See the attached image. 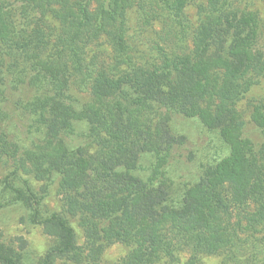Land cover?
<instances>
[{
  "label": "trees",
  "instance_id": "trees-1",
  "mask_svg": "<svg viewBox=\"0 0 264 264\" xmlns=\"http://www.w3.org/2000/svg\"><path fill=\"white\" fill-rule=\"evenodd\" d=\"M194 1L0 0V171L12 169L0 208L19 205L51 239L41 258L0 233V264H100L115 244L129 248L120 264L179 263L183 253L186 264H264V141L246 135L235 107L264 78V0L198 4L193 48L178 54ZM159 19L175 50L157 35L137 41ZM102 39L109 61L91 69L88 48ZM73 82L92 101L78 105ZM251 108L264 135V100ZM176 118L198 119L223 157L173 206L168 167L187 144ZM55 184L60 212L44 207Z\"/></svg>",
  "mask_w": 264,
  "mask_h": 264
},
{
  "label": "rangeland",
  "instance_id": "rangeland-1",
  "mask_svg": "<svg viewBox=\"0 0 264 264\" xmlns=\"http://www.w3.org/2000/svg\"><path fill=\"white\" fill-rule=\"evenodd\" d=\"M205 3V0H195L189 4L185 9V15L189 22V27L184 34L186 36L185 43H179L178 54L186 51L184 54L190 52L193 48V32L199 26L198 4ZM260 15L264 18V5L258 3L256 5ZM132 25H137V14L132 12L130 14ZM32 26L36 28L37 23ZM59 23L52 17L46 19L44 28L52 35L59 31ZM167 25L163 21L155 20L149 30L144 28V37L139 36L137 41L144 42L147 39L155 40L156 35L160 36L164 42V47L175 50L174 41L177 42L174 35H168L164 31ZM176 31V30H175ZM177 33V32H176ZM110 47L102 39L96 45L90 46L87 51V59L90 63L91 69L96 67L99 63L109 61ZM152 57L157 60L158 54L152 52ZM71 93L78 101L77 104L84 106L92 101L91 88L89 86H80L77 83H72ZM264 100V78L260 79L250 91L236 103V108L242 115V120L245 123V132L255 144L260 148L264 141V135L255 126L252 119V105L256 101ZM173 130L178 135H183L187 138V144L181 150V156L178 155L172 159L168 167V179L171 184V195L169 204L173 206L180 204L185 192L195 185L202 177L204 171L211 166H214L223 157L220 142L216 135L212 134L203 126L198 119H180L176 118L173 125ZM192 156V157H190ZM151 160H144L141 163L140 172L142 176L148 173ZM143 168L145 169L143 171ZM10 167H6L0 171V197L2 196L3 182L11 172ZM43 183L35 182L34 186L41 190ZM44 207L50 211H61L60 197L58 195L57 184L50 188L49 195L44 200ZM23 209L19 205H11L0 208V233L3 234L7 243L20 244L25 242L28 245V250L37 257H41L47 252L51 245V239L44 233L43 229L38 225L26 224L23 222ZM73 227L79 238L80 246L83 245V232L77 224L73 223ZM254 241H259L254 239ZM129 253V248L122 244H115L108 248L104 254L103 260L100 264H120L121 260ZM190 256L186 253L181 254L180 262L173 263L170 260H162L159 264H186ZM263 259V258H262ZM57 264H92L87 261H59ZM198 264H222V259L219 257L203 258Z\"/></svg>",
  "mask_w": 264,
  "mask_h": 264
}]
</instances>
